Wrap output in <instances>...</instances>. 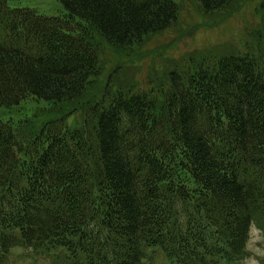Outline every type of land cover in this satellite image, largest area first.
I'll return each mask as SVG.
<instances>
[{
  "label": "trees",
  "instance_id": "16d2710c",
  "mask_svg": "<svg viewBox=\"0 0 264 264\" xmlns=\"http://www.w3.org/2000/svg\"><path fill=\"white\" fill-rule=\"evenodd\" d=\"M58 1L48 17L0 0V264L17 248L52 264H242L264 235V0L243 50L163 58L145 78L175 0ZM249 1L198 0L191 32Z\"/></svg>",
  "mask_w": 264,
  "mask_h": 264
},
{
  "label": "rangeland",
  "instance_id": "374dc122",
  "mask_svg": "<svg viewBox=\"0 0 264 264\" xmlns=\"http://www.w3.org/2000/svg\"><path fill=\"white\" fill-rule=\"evenodd\" d=\"M175 2L179 5L178 24L164 34L154 37L152 39L153 41L145 48L146 53L162 50L164 56L158 58L156 64L152 62L151 58L150 61L146 60L144 64L142 62L143 67L137 69L139 77L145 78L153 69L158 73V70H161L163 67V58L180 60L194 50L210 49L215 46H227L228 48L234 47L243 50V41L248 31L246 28L252 25L253 27L258 26L260 20L256 14V9L260 1L251 0L239 14L231 17L226 23H223V25L213 29H200L193 34V28L196 25H201L203 22L202 17H204L201 14L198 0H175ZM18 6L33 8L40 15L48 17L61 16L65 13L64 7L58 0H19ZM206 20L209 24H212L215 19L214 17H210L206 18ZM237 46L239 47L237 48ZM165 49L167 50L164 53ZM235 52H238V50ZM107 53L110 57L112 56L110 50H107ZM117 53L121 60L119 55L120 52ZM137 56L142 60L145 57L144 53L142 57L139 54H137ZM157 57L159 56L156 55L154 59ZM117 60L120 61L119 59ZM121 61L123 64H126L123 60ZM130 62L131 61H129V63ZM169 66L170 65H168L167 68H169ZM29 252L30 251L26 249H14L9 255L6 264H52L50 260H35L34 257L30 256L31 253ZM247 252L250 254L242 264H264V235L260 231L256 229L252 230ZM148 264L163 263L159 261H149Z\"/></svg>",
  "mask_w": 264,
  "mask_h": 264
}]
</instances>
